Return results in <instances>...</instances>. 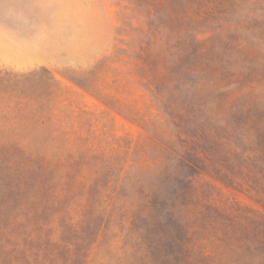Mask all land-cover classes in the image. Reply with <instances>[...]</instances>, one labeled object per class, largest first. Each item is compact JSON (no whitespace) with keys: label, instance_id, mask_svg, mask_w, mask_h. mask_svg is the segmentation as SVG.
Wrapping results in <instances>:
<instances>
[{"label":"rangeland","instance_id":"obj_1","mask_svg":"<svg viewBox=\"0 0 264 264\" xmlns=\"http://www.w3.org/2000/svg\"><path fill=\"white\" fill-rule=\"evenodd\" d=\"M202 12L195 14L191 34L205 46L232 47L226 52L232 59L258 62L251 85L264 108V0H209ZM147 21V10L132 0H0V69L25 74L16 88L24 91L21 100L27 104L8 115L0 112V123L13 126L10 141L19 142L27 151L35 152L33 143L37 144L39 156L53 162L59 185L72 169L87 184L114 187L133 185L137 179L143 185H168L158 173L165 141H177V135L185 140L192 128L174 117V110L168 115L157 99L155 88L165 84L166 69L157 57L161 45L144 50ZM152 59L156 66L150 63ZM51 76L58 82L57 89L49 88ZM232 81L224 79L209 87L223 91L211 102V111L225 118L216 132L224 143L223 151H236L241 156L238 161L258 176V169H264L259 159L264 158V115L245 120L232 116L230 106L249 91ZM42 102H48L53 117L46 111L37 114ZM63 108L73 110L72 116L63 114ZM47 119L72 123L67 148L83 151L81 165H72L68 150L48 149L43 144L39 134L49 130L41 125ZM27 160L28 155L0 152V185H31V173H13L10 167ZM193 185H217L220 194L214 192L213 198L263 211L247 194L208 175L196 177ZM83 204L84 197L78 196L69 202L74 221L81 217ZM128 226V220L118 215L111 220L92 246L86 264H128L131 251L123 246ZM23 230L36 234L24 221L19 231ZM25 241L29 247V238ZM20 243L24 244V236Z\"/></svg>","mask_w":264,"mask_h":264},{"label":"trees","instance_id":"obj_2","mask_svg":"<svg viewBox=\"0 0 264 264\" xmlns=\"http://www.w3.org/2000/svg\"><path fill=\"white\" fill-rule=\"evenodd\" d=\"M132 3L147 10L148 40L144 50L150 52L161 45L157 57L166 73L165 84L155 88L157 99L168 115L174 110V117L192 128L185 140L177 135V141H165L158 173L168 185H143L137 179L133 185L114 187L87 184L78 180L75 169L67 171L59 185L53 162L39 156L37 144L33 143L32 153L19 142L10 141L14 128L1 122L0 152H12L16 157L28 155L27 161L10 167L13 173L28 171L32 179L31 185H0V264H86L92 246L117 215L129 223L123 237V246L131 251L128 264H264V169H258L256 176L238 161L241 156L236 151H223L224 143L216 129L225 118L211 111V102L223 91L209 88L231 78V84L249 87L229 111L236 119H259L264 108L251 85L256 81L258 62L232 59L226 55L232 47L205 46L193 37L195 14L200 16L209 0ZM152 60L150 63L156 66V59ZM24 79L25 74L0 69L3 115L25 104L21 100L24 91L16 88ZM48 80L49 88H58L52 76ZM173 82L176 84L171 86ZM177 99L180 104L174 105ZM49 108L48 102H42L36 112L40 115L46 111L53 117ZM60 111L70 116L73 113L67 108ZM48 120L41 122L49 128L39 134L43 144L48 149L68 150L72 165H81L83 151L67 148L72 123ZM259 159L264 161L263 157ZM203 174L247 194L263 211L213 198L214 192L220 194L217 185H193L195 178ZM77 196L84 197V204L81 217L74 221L69 202ZM22 221L35 228L34 236L19 231ZM27 238L31 241L29 247Z\"/></svg>","mask_w":264,"mask_h":264}]
</instances>
